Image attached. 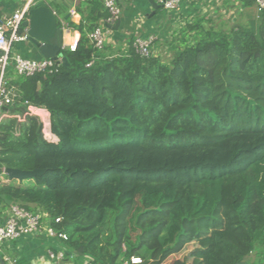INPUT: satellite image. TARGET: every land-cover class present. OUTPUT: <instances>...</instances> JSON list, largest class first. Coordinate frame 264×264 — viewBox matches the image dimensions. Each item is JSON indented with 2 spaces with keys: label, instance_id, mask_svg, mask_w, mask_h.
I'll return each mask as SVG.
<instances>
[{
  "label": "trees",
  "instance_id": "trees-1",
  "mask_svg": "<svg viewBox=\"0 0 264 264\" xmlns=\"http://www.w3.org/2000/svg\"><path fill=\"white\" fill-rule=\"evenodd\" d=\"M240 1L243 20L194 18L168 57L141 56L133 37L94 47L108 13L78 2L67 64L6 80L0 224L11 205L46 213L65 257L94 264H264L250 259L264 254V9ZM29 106L49 112L47 136ZM6 167L45 172L18 181Z\"/></svg>",
  "mask_w": 264,
  "mask_h": 264
},
{
  "label": "crops",
  "instance_id": "crops-1",
  "mask_svg": "<svg viewBox=\"0 0 264 264\" xmlns=\"http://www.w3.org/2000/svg\"><path fill=\"white\" fill-rule=\"evenodd\" d=\"M30 0H0V18L9 16L16 9L29 3ZM34 0L31 1L33 3ZM48 5L55 12L58 26L62 23L66 27L63 30V46L67 48L74 39H78L79 33L71 28L68 22L78 23L80 16L76 11L78 0H47ZM121 9L119 25L114 28L115 23L109 27L106 34L105 45L113 51L124 48L130 37L154 36L152 49L162 57H168V42L178 35L180 29L197 17H204L216 24L235 23L239 18L238 11H242L240 0H180L177 11L157 9L151 15V6L147 0H117ZM249 8L245 10L248 11ZM250 12L254 11L250 7ZM159 11V12H158ZM236 15V16H234ZM103 19L99 22L101 24ZM13 51L23 57L39 59L42 56L27 40L17 42L13 45ZM15 75L11 66L7 67L6 80ZM62 249V243L58 239L43 235L25 234L20 237L5 241L0 246V255L6 264L11 261H22L27 264H94L88 256H80L77 259L65 257L60 263H49L46 256L48 250Z\"/></svg>",
  "mask_w": 264,
  "mask_h": 264
},
{
  "label": "built area",
  "instance_id": "built-area-1",
  "mask_svg": "<svg viewBox=\"0 0 264 264\" xmlns=\"http://www.w3.org/2000/svg\"><path fill=\"white\" fill-rule=\"evenodd\" d=\"M31 1L23 7L16 9L9 16L3 19L0 18V123L8 116L5 108L12 99L11 91L6 86L7 67L11 66L17 75L30 76L35 73L51 72L60 63L51 58H26L13 51V45L15 43L27 40L26 29L22 26V22L27 18V11L31 5ZM153 1L167 11H177L179 9L180 0ZM253 2L256 12L264 9V0H253ZM103 6L108 13L107 17L88 35L90 41L96 48H101L104 45L109 27L119 19L121 12L117 0H103ZM53 13L55 14L54 11ZM61 29L62 31L66 29L63 23ZM154 39L153 35L147 37L136 36L133 39V47L141 56H148L152 49ZM76 43L77 39H74L66 47L74 50ZM63 48L65 47L62 46ZM28 113L35 116L38 122L42 124L43 133L47 136L50 121L49 112L44 108L29 106ZM2 173H4V169ZM46 217V213H31L18 205H11L7 217L0 224V246L5 241L14 240L25 234L43 235L58 239L59 241L67 240L68 236L66 232L56 230L44 220ZM54 221L58 223L61 221V218L57 217ZM46 258L49 263H60L65 259V250H48ZM3 260L8 261L9 259L5 258ZM11 262L14 263L15 260ZM140 262L141 258L139 256L133 255L129 258V263L131 264H139ZM124 264H127V262Z\"/></svg>",
  "mask_w": 264,
  "mask_h": 264
},
{
  "label": "water",
  "instance_id": "water-1",
  "mask_svg": "<svg viewBox=\"0 0 264 264\" xmlns=\"http://www.w3.org/2000/svg\"><path fill=\"white\" fill-rule=\"evenodd\" d=\"M147 1L151 6V15H153L157 9L161 8L155 1ZM118 25L119 20L115 23L114 28ZM22 26L26 29L27 41L32 44L42 57L51 58L60 62L62 65L67 64L66 58L61 56L63 31L58 26L56 15L48 5L47 0H34L33 3H31L27 11V18L22 22ZM44 172V169L37 168L33 170L4 168V174L8 179H16L18 181L41 175ZM0 264H6L1 255Z\"/></svg>",
  "mask_w": 264,
  "mask_h": 264
},
{
  "label": "rangeland",
  "instance_id": "rangeland-1",
  "mask_svg": "<svg viewBox=\"0 0 264 264\" xmlns=\"http://www.w3.org/2000/svg\"><path fill=\"white\" fill-rule=\"evenodd\" d=\"M161 9V8H160ZM159 10V9H158ZM160 11V10H159ZM158 11V12H159ZM248 12L249 11H247V13H245V14H248ZM234 16H236V15H234ZM0 179H1V177H0ZM219 223L217 222V221H215V222H213V226H217ZM199 230L200 231H203V230H205V231H207V228H206V226H200L199 227ZM199 235L201 236H204V234L202 233V232H199ZM199 242L200 241H197V242H194V243H190V244H188L187 246H186V248L184 249V251H183V253L182 254H180L179 255V257H182L183 255H186L185 253H192L193 251H195V249H194V247L196 246V247H198L199 246ZM260 248H262V250H263V252H264V247H260ZM190 249V250H189ZM177 257H178V255H177ZM250 259L252 260V261H264V254L263 255H261V254H255V253H252V255H251V257H250ZM262 259V260H261Z\"/></svg>",
  "mask_w": 264,
  "mask_h": 264
}]
</instances>
